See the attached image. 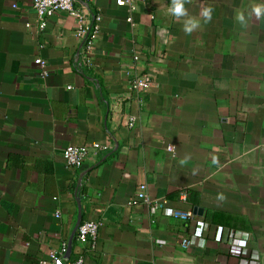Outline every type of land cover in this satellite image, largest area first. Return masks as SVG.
<instances>
[{
  "label": "crops",
  "instance_id": "crops-1",
  "mask_svg": "<svg viewBox=\"0 0 264 264\" xmlns=\"http://www.w3.org/2000/svg\"><path fill=\"white\" fill-rule=\"evenodd\" d=\"M79 1L102 15L89 56L67 12L38 31L30 0H0V264H41L62 242L73 260L86 220L103 223L86 264H264V18L249 17L264 0H192L191 35L171 0ZM144 73L154 84L140 97L131 80ZM67 145L90 148L81 167ZM143 183L200 208L206 236L182 248L193 222L129 206Z\"/></svg>",
  "mask_w": 264,
  "mask_h": 264
},
{
  "label": "built area",
  "instance_id": "built-area-1",
  "mask_svg": "<svg viewBox=\"0 0 264 264\" xmlns=\"http://www.w3.org/2000/svg\"><path fill=\"white\" fill-rule=\"evenodd\" d=\"M32 7L36 10L38 16L37 29L43 31L48 25V19L58 12H67L76 20L75 35L81 42L82 49L88 54H92L95 38L100 30V22L102 15L100 13L94 14L89 4L85 1L79 0H30ZM118 5H130L129 0H117ZM91 58V57H90ZM88 58L87 60H90ZM35 63L40 68V75L46 77L48 75V64L41 57L35 59ZM154 84L151 76L147 73L136 74L132 77L131 87L136 94L142 97ZM133 125V121H130ZM98 149H109V145L94 144ZM172 150L171 146L167 147ZM89 147L67 145L63 148V157L65 162L70 167L79 168L87 159ZM145 205L151 214L163 212L166 215L178 217L184 221L193 222L192 235L184 237L181 240L182 248H188L192 244V236L197 238H204L210 227L207 220L200 215V208L191 209L188 211L178 210L169 205L164 198L152 197L148 193L147 184L143 183L138 186L134 196L129 201V206ZM59 214V212H57ZM103 223L101 220H86L78 228L77 241L81 246L79 254L68 262L62 261V253L65 250V242L61 243L59 249H53L49 252V258L41 260V264H86L87 256L96 251L99 231ZM223 227L219 226L216 229V240L222 241ZM230 238V237H229ZM231 238L235 240V235L232 233ZM239 246H246L245 240L237 241Z\"/></svg>",
  "mask_w": 264,
  "mask_h": 264
},
{
  "label": "clouds",
  "instance_id": "clouds-1",
  "mask_svg": "<svg viewBox=\"0 0 264 264\" xmlns=\"http://www.w3.org/2000/svg\"><path fill=\"white\" fill-rule=\"evenodd\" d=\"M192 0H171L170 6L167 11L170 15L177 18H185L183 20V32L186 35H191L194 31L201 27L200 19L195 16H190L188 13V9L185 7L186 4L191 3ZM214 9L212 6L203 7L200 13V16L203 18V22L205 24L210 23L213 17ZM255 15L257 19L264 18V4H254L251 8V12L249 13V17ZM235 19L242 25L246 26L248 23V19L246 18L243 12H238ZM186 161L181 160V164H184ZM213 163H218L216 158H213ZM226 199L223 193H219L217 195V200L224 201Z\"/></svg>",
  "mask_w": 264,
  "mask_h": 264
},
{
  "label": "water",
  "instance_id": "water-1",
  "mask_svg": "<svg viewBox=\"0 0 264 264\" xmlns=\"http://www.w3.org/2000/svg\"><path fill=\"white\" fill-rule=\"evenodd\" d=\"M200 210V212H201V209H199Z\"/></svg>",
  "mask_w": 264,
  "mask_h": 264
}]
</instances>
